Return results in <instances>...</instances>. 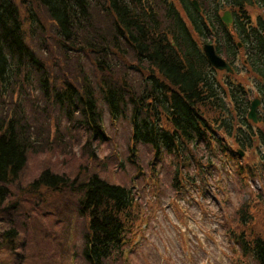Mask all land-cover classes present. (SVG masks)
<instances>
[{"label":"trees","instance_id":"obj_1","mask_svg":"<svg viewBox=\"0 0 264 264\" xmlns=\"http://www.w3.org/2000/svg\"><path fill=\"white\" fill-rule=\"evenodd\" d=\"M173 1L185 16L168 0H0V110L6 107L3 93L27 85L34 114L44 115L49 107L45 118L51 123L57 105L67 121L88 130V138L79 139L85 149L104 137L105 112L111 119L128 121L129 157L141 179L140 146L149 158L167 155L175 186L196 174L205 178V169L216 166V148L245 177L250 167L231 138L250 147L259 142L264 146V0H198L201 11L192 0ZM249 6L259 10L255 19ZM224 9L233 13L234 32L221 20ZM216 24L226 32L224 43L204 33ZM238 41L247 49L246 57ZM207 42L215 44L233 73L208 62L202 47ZM239 56L247 75L259 82L257 122L247 117L252 101L245 82L237 81L243 89L240 97L231 91L221 96L214 84L222 85L223 74L231 79L239 74ZM18 110L17 104L5 122L0 120L2 213L36 138L27 117L24 124L19 122ZM225 111L231 116L228 121ZM246 124L255 134L238 139ZM193 168L196 173H191ZM256 171L252 165V174ZM67 188L77 192L84 219L80 264H127L124 247L132 242L129 236L136 234L142 217L133 186L110 182L99 173L74 180L44 169L29 192L39 197L43 189ZM251 198L238 211L240 231L230 227L241 250L238 264H264V232L254 229L258 222L251 212L260 200ZM4 230L0 246L11 258L20 235L16 228Z\"/></svg>","mask_w":264,"mask_h":264},{"label":"rangeland","instance_id":"obj_2","mask_svg":"<svg viewBox=\"0 0 264 264\" xmlns=\"http://www.w3.org/2000/svg\"><path fill=\"white\" fill-rule=\"evenodd\" d=\"M175 4L185 16L180 4ZM249 7L255 19L259 10ZM230 13L232 16V11ZM216 26L204 33L208 38L219 35L217 38L224 43L226 39L221 36L226 32L221 29L222 25ZM241 48L246 57L247 49L244 46ZM241 52L239 50L238 54ZM238 59L239 74L232 79L223 74L222 85L219 86L216 81L215 87L221 96L225 97L226 92L231 91L240 97L243 89L238 80H242L249 89L251 101L259 97L262 99L258 91L259 82L247 75L241 57ZM2 95L6 107L4 105L0 110V120L5 122L11 115V109L16 110L18 104L19 122L24 124L27 117L38 140L35 138L28 151L27 163L13 184L12 192H9L6 211L2 213L0 210V239L6 228H16L20 235L17 250L11 258L0 246V264L81 263L84 219L78 212V194L69 188L56 192L43 189L39 197L29 192V185L44 169L65 174L74 180L76 177L84 180L91 174L99 173L110 182L133 186L142 217L139 227L135 229L136 234L129 236L132 242L124 250L130 264H238L237 257L241 250L230 227L240 231L235 221L240 207L250 197L251 201L260 200L255 205L251 203V207L254 205L251 212L258 222L254 229L264 232L260 228L264 225V146L260 142L250 147L231 138L243 161L250 167L245 170L248 172L245 177L238 174L237 163L221 156V149L216 148L213 150L217 157L216 166L205 169V178L196 174L194 180L189 179L185 185L175 186L173 167H169V158L165 154L163 157L149 158V154L140 146L138 160L144 162L141 164L143 179L141 172L135 171L126 142L128 121L111 119L105 112L102 125L104 137L91 141L90 149H85L79 139H87L88 130L83 126L79 128L72 120L67 121L57 105L54 106L56 110L53 108L50 113L51 123L45 118L49 107L44 112L45 116L34 114L28 103L33 92L28 90L27 85L24 89L14 85ZM261 106L262 100L259 110ZM223 117L228 121L231 116L225 111ZM242 127L238 139L249 133L255 134V129H249L247 124ZM31 137L34 135L31 134ZM252 165L257 169L256 174H252ZM191 173H196L194 168ZM119 258L116 257L117 260ZM121 258L123 262L124 257Z\"/></svg>","mask_w":264,"mask_h":264},{"label":"water","instance_id":"obj_3","mask_svg":"<svg viewBox=\"0 0 264 264\" xmlns=\"http://www.w3.org/2000/svg\"><path fill=\"white\" fill-rule=\"evenodd\" d=\"M194 6L198 9V11H201V7L199 5V2L197 0H192ZM222 20L227 24L230 25L233 22V18L231 16V13L229 10L225 11L224 14L222 15ZM203 50L205 52V55L207 57L208 62L215 68L219 70H227L229 72H234L232 66L230 63L227 62L226 59H224L222 56H220L216 49L215 46L212 43H206L203 46ZM260 99L255 98L252 101L250 110L248 112V118L252 119L254 122H257L258 114H257V109L259 107Z\"/></svg>","mask_w":264,"mask_h":264}]
</instances>
